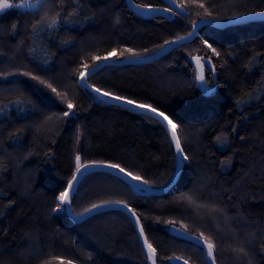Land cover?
Returning <instances> with one entry per match:
<instances>
[{"label":"trees","instance_id":"trees-1","mask_svg":"<svg viewBox=\"0 0 264 264\" xmlns=\"http://www.w3.org/2000/svg\"><path fill=\"white\" fill-rule=\"evenodd\" d=\"M131 2L167 8L162 0ZM179 2L186 9L173 16L172 12L140 16L126 0L79 4L56 0L43 8L24 12L14 8L0 15V75L22 70L49 83L61 73L63 79L51 82L67 97L62 100L29 76L0 78L4 89L0 91V264H41L51 257L59 258L52 264L67 259L73 264H148L134 224L122 210L74 222L65 206L61 211L53 208L75 171L77 154L82 163L119 164L154 188L166 186L175 175L176 153L164 125L101 99L81 85L78 75L81 64L94 63L93 54L131 48L150 55L165 40L186 35L192 22L201 18L197 13L203 14L197 3H204L220 20L264 12V0ZM73 8L78 15L65 23L63 17ZM53 9L61 12L60 26L34 32L32 26ZM201 37L220 55H214ZM11 56L19 58L16 66L8 64ZM193 56L210 59L205 77L211 95H205L195 80ZM87 81L103 92L164 111L179 126L189 159L183 161L175 183L159 194L136 192L120 177L92 172L76 187L72 212L79 214L105 200L127 202L157 250V264H181L184 259L188 264H208L196 241L171 230L168 221H175L177 228L188 224L193 237L201 231L211 235L217 244V264H241L232 252L240 244L248 252L243 264L249 259L264 264V18L224 27L202 25L191 41L159 58L112 64L90 74ZM241 98L244 102L238 105ZM67 100L73 101L74 114L65 117ZM48 116L53 121H47ZM221 134L228 137L223 145L216 141ZM189 190L199 201L222 207L230 218L228 227L222 216H198L194 207L177 201ZM227 232L236 238L229 250L224 247ZM170 256L183 259H167Z\"/></svg>","mask_w":264,"mask_h":264},{"label":"snow or ice","instance_id":"snow-or-ice-1","mask_svg":"<svg viewBox=\"0 0 264 264\" xmlns=\"http://www.w3.org/2000/svg\"><path fill=\"white\" fill-rule=\"evenodd\" d=\"M191 3H196L197 0H190ZM52 3L55 4L56 0H20V3L14 4L10 2V0H0V14H2L5 10L14 9V8H43L45 4ZM61 3H63V0H61ZM73 4H79L80 0H72ZM169 3L175 4V7L177 9H180L181 12H175L170 8L163 9V11L166 12H172V15H179L186 9V4L183 2H179V0H169ZM136 7H144L147 9V11H155L159 9H153L149 7L148 5H136ZM197 7L204 9L203 14L197 13L198 16H201L200 23H211L213 20L219 19V17L213 16V13L209 11L208 8L205 7L204 3H197ZM76 15H78V11L76 8H73L71 12H69L66 16L63 17L64 22L68 23L70 20H72ZM247 14H241L240 16H234L230 17L229 19L232 21H238L241 19V17L246 16ZM204 17H211V20L204 19ZM119 22V21H117ZM61 24V12L55 11L53 9L51 14H45L43 17H41L40 20H38L32 27L34 32H43L45 29L52 30L57 29ZM198 24L197 21L192 22V31L187 34V36H177L175 39L172 40H165L163 44L158 45L159 50H166L165 46L178 44L182 41L187 40L189 37H192L196 34V28ZM220 27H223V25H219ZM16 31V26L13 25V32ZM203 40V38L201 37ZM65 44H68L69 41H64ZM203 43L211 49L214 55L219 56L220 53L210 44L207 40H203ZM182 46V45H181ZM31 52L35 51V48H32L30 50ZM3 53L0 52V56H2ZM128 57H141L143 53L134 51L131 48H124L121 49L120 52L117 54V49L113 48L111 51H108L106 55H95L93 54L91 56L92 61H94L93 64L89 65L88 63L81 64V67L84 69V71H81L79 73L80 80L84 83V86H87L86 84V74L95 73L96 71L100 70L103 67H108L113 64L115 61H119L122 57L125 56ZM192 59L196 62V69L194 71L195 80L199 82V85L203 93L205 95H211L213 92V89L207 87V80L205 77V64L210 63L209 58H205L202 56H193ZM214 71V67L211 69ZM17 73H8V75H16ZM20 75L23 76H29L33 80L39 81L40 84L46 85L47 88H49L53 93L56 94V96L60 97L62 100H66L67 97L65 94L58 92L55 87L51 83H47L45 80L40 79V77L32 75L30 72H20ZM94 92L99 93L102 96L109 97L110 99L114 101H119L121 104L126 105H132L135 108L143 110L145 113L152 114L150 118H156L157 122L161 124H165L166 128L171 134V142L174 144V150L176 153V156L180 163L177 164V169H180L183 167V161H187L189 159L188 155L185 154V149L182 145L181 136L178 134V125L173 121L172 118H170L169 115L165 114L164 111L159 110L157 107H154L151 104L146 103H137L133 99H129L124 96L115 95L111 92H101L100 88H94ZM248 96L251 98L252 93H248ZM23 100H17L15 103L20 104L23 103ZM242 102H244L243 98L240 100H237L236 103L239 105ZM27 103L30 105L31 101H27ZM74 108V103L72 100H67V109L69 111H64L62 113L63 116H69L74 113L71 112V110ZM55 115V114H54ZM53 116H48L47 121H53ZM57 120H59L61 117L56 116ZM235 131V129H233ZM228 137L226 135H218L216 137V141L218 144L223 145L227 141ZM243 139V137H241ZM77 141H79V136L77 137ZM75 171L71 177L70 180L67 182V188L59 193V195L56 197V200L58 203L53 208V211H61L63 210V206L65 204H69L71 202V194L73 193L75 189V185L78 183V178L82 175H84L89 168H95V167H104L111 170H118L119 173H123L125 179L128 176H132L131 172H126L123 167H121L119 164L116 163H106L104 161H91L89 163H82V157L80 154L75 155ZM133 180L138 181L141 184H146L151 186V182L147 179H143L139 175L132 176ZM177 201L186 203L189 207H194L196 209V214L199 216L202 213L206 214L211 219H216L217 216L223 217L224 225H228L230 218L227 216L225 210L220 207L216 203H205L199 201L198 197L196 196L195 192L193 190H189L188 192H184L181 195H179L177 198ZM111 205H117L122 207L126 212L130 213L131 217L135 218V223L139 227V235L143 238V245L147 249V259L151 260L152 264H157V250L153 247V245L149 242L148 237L145 235V229L142 224H140V219L137 216L134 209H132L127 202L123 200H105L100 204H92L90 208H85L84 213H91L93 210H99L100 208L111 206ZM83 215V213L78 214ZM168 224H170L171 230L178 232L182 236H187L189 239H194L196 241V245L199 246L200 251L203 253L204 258L207 259L208 264H217L216 255H217V244L216 241L213 239L211 235H205L204 232H199L195 237L192 236V233L189 231V225L188 224H181L178 228L176 227L175 221H168ZM255 235V234H253ZM261 250L264 251V244L261 245ZM232 252L236 254V259L238 261H241V264H243L244 258L248 256V252L243 244H240L236 247L232 248ZM89 254V259H90ZM55 259H59L58 257H51L50 259L43 260L41 264H52V261ZM169 260H181L183 259L180 256H170L167 257ZM63 264H73V260L67 259L66 261H63ZM183 264H188V260L184 259ZM247 264H252L251 260L249 259L247 261Z\"/></svg>","mask_w":264,"mask_h":264},{"label":"water","instance_id":"water-1","mask_svg":"<svg viewBox=\"0 0 264 264\" xmlns=\"http://www.w3.org/2000/svg\"><path fill=\"white\" fill-rule=\"evenodd\" d=\"M126 1H127V4H128V7H129L134 13H136V14H138V15H140V16H143V17H150V16H155V15H164V14L166 13V12L163 11V9H162L161 7H151V8H153V9H159V10H155V11H147V9L144 8V7H139V8L136 7V5H138V4H135V3L131 2V0H126ZM162 1L164 2V4L166 5L167 8H170V9H172L173 11L178 12V13L181 12L180 9H177V8L175 7V4H171V3H169V0H162ZM141 6H143V5H141ZM149 7H150V6H149ZM184 11H185V10H184ZM182 13H183V12H182ZM260 18H264V12L248 13L246 16L241 17V19H239L238 21H232V20H230V19H222V20L217 19V20H213L211 23H200V20H201V18H200L199 20H197V24H198V26H197V28H196V34H195L194 36H192V37H189L187 40L182 41V42H180V43H178V44L165 46L166 50H158V51H156V52H154V53H152V54H150V55H145V56H141V57H138V58H137V57H128V56H127V57L121 58L119 61H115V62H113V64H115V65H120V64H126V63L138 62V61H149V60H153V59L159 58V57H161L162 55H164V54H166L167 52H169L170 50H172L173 48H175L176 46L191 41V40H192V39L198 34V31H199L200 27H201L202 25H205V24H211V25H215V26L223 25V27H224V26H227V25L239 24V23H244V22H248V21L257 20V19H260ZM204 19L211 20V18H206V17H204ZM192 30H193V29H192ZM192 30H191V31H192ZM191 31H190V32H191ZM187 34H188V33H187ZM187 34H186V35H183V36H187ZM195 66H196V62H195ZM90 74H92V73L89 72V74H86L85 79H86L87 76H89ZM82 84H83V86H84V83H83V82H82ZM86 84H87V86H84V87H86V88H88V89H90V90H92V91H93L94 88H97V87L92 86L91 84H89V83L87 82V80H86ZM198 84H199V82H198ZM206 86H207V85H206ZM207 87H208V86H207ZM200 88H201V87H200ZM209 88H211V87H209ZM201 89H202V88H201ZM211 89H212V88H211ZM202 91H203V90H202ZM93 92H94V91H93ZM101 92H103V91L101 90ZM94 93H95L98 97H100L101 99H103V100H105V101H107V102H109V103H113V104L119 105V106L124 107V108H127V109H129V110H131V111L140 112V113H144V114H147V115H149V116H152V114L145 113L143 110L138 109V108H135V107L132 106V105L121 104L119 101H114V100L110 99L109 97L102 96V95H100L99 93H96V92H94ZM155 119H156V118H155ZM163 125H164L165 129L168 131V129L166 128V125H165V124H163ZM168 133H169V135H170V137H171V134H170L169 131H168ZM176 158H177V156H176ZM180 162H181V161H179L178 158H177V164L180 163ZM86 163H89V162H86ZM182 163H183V162H182ZM181 169H182V168L176 170L175 175L173 176V178L169 181V183H168L166 186H164V187H160V188H154V187H152V186H149V185H146V184H141V183H139L138 181L133 180V179H132V176H134V175H132V176H128V177L125 179L124 174H123V173H119L118 170H111V169H107V168H104V167L89 168V169L87 170V172H86L84 175H82V176H80V177L78 178V183L75 185V189H74L73 193L71 194V200H72V196H73V194H74V192H75V190H76V187L78 186V184L80 183V181H81L86 175H88V174H90V173H92V172H107V173L113 174V175H115V176H117V177H120V178H122L126 183H128V184H129V185H130V186H131L136 192H143V193H145V194H159V193H163V192H165L169 187H171V186L175 183V181H176V179H177V177H178V175H179ZM126 172H127V171H126ZM66 188H67V187H66ZM64 206H65V209H66V212H67L68 216H69V217L71 218V220H73L74 222H80V221H83V220L87 219L88 217H90V216H92V215H94V214H96V213H98V212L108 211V210H122V211L125 212V213L130 217V219L132 220V222H133V224H134V227H135V229H136V231H137V234H138V237H139L140 243H141V245H142V247H143V249H144V251H145V253H146V255H147V249H146V247L143 245V238L140 237V235H139V227H138V226L136 225V223H135V218H134V217H131L130 213L126 212L122 207L117 206V205H111V206H107V207L100 208L99 210H93L91 213H84V211H83V212H81V213H83V215L81 216V215H78V214H74V213L72 212V210H71V202H70L69 204H65ZM81 213H79V214H81ZM140 224H141V223H140ZM148 264H152L151 260H149V259H148ZM181 264H183V263H181Z\"/></svg>","mask_w":264,"mask_h":264},{"label":"rangeland","instance_id":"rangeland-1","mask_svg":"<svg viewBox=\"0 0 264 264\" xmlns=\"http://www.w3.org/2000/svg\"><path fill=\"white\" fill-rule=\"evenodd\" d=\"M10 2H12V3H14V4H18V3H20V0H17V1H12V0H10ZM18 11H21V12H24V11H28V10H35V9H37V8H16ZM46 10H50V6H48L47 8H46ZM7 10H5L3 13H5ZM164 12H166V11H164ZM167 13V12H166ZM1 15V14H0ZM172 15V14H171ZM173 16V15H172ZM227 19H229V18H227ZM89 43V42H88ZM7 55H8V52H5ZM17 56V55H16ZM16 56H11L10 57V60H8V64H13V66H16V64H18L19 62V58H17ZM193 61H195L194 59H193ZM13 66H10V67H13ZM20 66V65H19ZM8 67V66H7ZM13 71L11 72L10 71V73H17L16 75H4V74H2V75H0V78H5V77H8V76H11V77H16V76H20V72H22V70H14V69H12ZM82 71H84V69L82 70ZM54 77L56 78V79H51L50 78V80H49V83H51V84H53L51 81H55V80H61V79H63L64 78V76L61 74V73H57L56 75H54ZM88 77V76H87ZM60 78V79H59ZM15 79V78H14ZM86 80H87V78H86ZM78 81L81 83V85L83 86V84H82V81L80 80V76L78 75ZM59 82V81H58ZM88 82V81H87ZM45 86V85H44ZM84 87V86H83ZM1 90H4V89H0V91ZM58 92H61V93H64L62 90H61V88L59 89V91ZM230 224V220H229V223H228V225ZM228 225H225V227L227 226L228 227ZM226 232V231H225ZM227 235H228V238H227V242H225L224 244H225V246L224 247H226V249H230L229 247L231 246V243L236 239L234 236H231L228 232L226 233ZM194 240V239H193ZM195 241V240H194Z\"/></svg>","mask_w":264,"mask_h":264}]
</instances>
